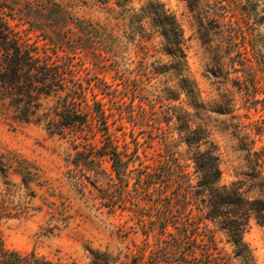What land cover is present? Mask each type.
I'll return each mask as SVG.
<instances>
[{
	"label": "rangeland",
	"instance_id": "obj_1",
	"mask_svg": "<svg viewBox=\"0 0 264 264\" xmlns=\"http://www.w3.org/2000/svg\"><path fill=\"white\" fill-rule=\"evenodd\" d=\"M0 1L11 7L13 28L40 53L69 57L80 69L78 75L91 79L90 85L95 78L100 81L94 92L107 113H112L109 127L118 150L126 151L131 160L128 177L120 182L113 177L107 158H94L102 145L98 141L94 149H73L80 142H72L76 136L50 135L42 124L19 123L0 110V235L4 246L56 264H90V251L105 253L112 264H120L126 253L143 244L138 220L148 224L152 218L147 210L164 196L154 190L160 189L158 184L147 193L145 183L139 182L143 174L154 172L164 146L150 138L146 120L137 117L138 105L154 104L163 118L161 105L173 104L158 99L172 85L156 74L153 64L166 57L163 46L159 47L160 36L154 34L146 42L150 52L142 60L140 35L130 27L129 9H139L151 0ZM152 1L175 16L183 33L189 77L203 102L221 113L203 117L218 156L221 184L236 183L246 197H257L258 188L251 184L264 179V27L258 34L254 24H264V0L259 4L258 0ZM89 8L107 10V20L98 11L87 19ZM151 33L146 30L147 35ZM141 62L149 80L142 76ZM127 82H137L141 97L126 93ZM148 88L153 90L151 99L145 95ZM113 96L117 104L110 101ZM181 100L187 103L184 96ZM119 103L124 105L119 108ZM162 129L167 131L164 123ZM170 135L173 151L189 163L192 173L188 159L193 150L180 143L176 132ZM208 226L221 253L239 264L219 222ZM244 242L255 264H264V224L251 220Z\"/></svg>",
	"mask_w": 264,
	"mask_h": 264
},
{
	"label": "trees",
	"instance_id": "obj_2",
	"mask_svg": "<svg viewBox=\"0 0 264 264\" xmlns=\"http://www.w3.org/2000/svg\"><path fill=\"white\" fill-rule=\"evenodd\" d=\"M124 7L122 11H125ZM129 10L132 33L140 35L138 45L142 60L150 52L146 42L154 34L163 38L167 60L160 58L153 64H156V74L172 85L164 89L158 99L172 100L173 104L161 105L164 107L163 118L154 109V104H149L148 108L138 105L137 117L142 122L146 120L150 138L164 146L154 172L143 174L139 182L145 183L143 189L147 193L148 189L154 188L151 185L158 184L160 189L154 190L164 196L158 198L159 203L154 208L147 210L148 217L152 218L148 224L138 220V227L145 237L143 244L126 253L125 261L120 264H233L231 258L218 249L214 233L208 226L216 221L234 247L239 264H255L253 254L244 242V234L251 220L264 224V179L251 184V188H258L259 192L254 198L246 197L236 183L221 184L218 156L203 123L207 113H221L203 102L189 77L178 21L158 1L151 0L139 9ZM10 14L11 7L0 1V110L19 123L42 124L50 135L76 136L72 142L79 139L80 142L74 144L73 149H94L98 141L102 145L94 158H107L113 177L120 182L126 180L131 160L126 151L118 150L109 127L112 113H107L105 104L94 92L100 81L92 77L96 82L90 85L91 79L87 75L83 78L78 75L80 69L69 57L53 58L46 52L40 53L13 28ZM148 29L152 31L150 35L146 34ZM145 70L141 62L142 76L149 80ZM124 86L126 93L141 97L137 82H127ZM181 96L187 103L179 101ZM110 101L118 102L116 96ZM123 105L119 103L118 106ZM123 112L120 109L119 113ZM134 113L135 109L131 107L130 118ZM163 123L167 131L162 129ZM173 131L180 143H184L189 151L193 150L188 159L192 173L187 169L189 163L183 162L180 154L172 149L170 134ZM135 203L139 208V201L135 200ZM155 225H158L156 233ZM155 236H158L156 241H150ZM89 255L90 264H112L105 253L90 251ZM0 264L56 263L32 252L21 254L8 250L0 235Z\"/></svg>",
	"mask_w": 264,
	"mask_h": 264
},
{
	"label": "clouds",
	"instance_id": "obj_3",
	"mask_svg": "<svg viewBox=\"0 0 264 264\" xmlns=\"http://www.w3.org/2000/svg\"><path fill=\"white\" fill-rule=\"evenodd\" d=\"M258 4H259V0H258ZM258 8H259V7H258ZM97 11H98V12H102V13L104 14V16H105V19L107 20L108 15H109V13L107 12V10H105V9H99V10H97V9H94V8H89V10H88V12H87V14H86L87 19H89V20L93 19V13H94V12H97ZM261 11H264V9H261ZM95 19H96V22L99 23V17L96 16ZM254 26H255V30L257 31V33H258V34H261V33H260V29H261L262 27H264V24L259 25V26H257V25L254 24ZM162 46H163V38H162V36H161V37H160V40H159V47H160V50H162ZM152 94H153V90H152L151 88L145 89V95H146L149 99L152 98Z\"/></svg>",
	"mask_w": 264,
	"mask_h": 264
}]
</instances>
